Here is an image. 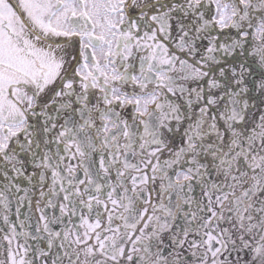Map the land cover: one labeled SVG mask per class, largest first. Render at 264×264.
<instances>
[{"label":"snow or ice","instance_id":"6c2138e0","mask_svg":"<svg viewBox=\"0 0 264 264\" xmlns=\"http://www.w3.org/2000/svg\"><path fill=\"white\" fill-rule=\"evenodd\" d=\"M0 264H264V0H0Z\"/></svg>","mask_w":264,"mask_h":264}]
</instances>
